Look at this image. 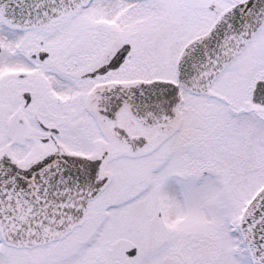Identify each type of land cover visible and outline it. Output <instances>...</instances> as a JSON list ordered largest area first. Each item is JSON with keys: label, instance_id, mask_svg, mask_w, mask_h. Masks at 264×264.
Returning <instances> with one entry per match:
<instances>
[{"label": "snow or ice", "instance_id": "6c2138e0", "mask_svg": "<svg viewBox=\"0 0 264 264\" xmlns=\"http://www.w3.org/2000/svg\"><path fill=\"white\" fill-rule=\"evenodd\" d=\"M0 264H264V0H0Z\"/></svg>", "mask_w": 264, "mask_h": 264}]
</instances>
